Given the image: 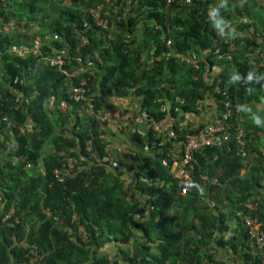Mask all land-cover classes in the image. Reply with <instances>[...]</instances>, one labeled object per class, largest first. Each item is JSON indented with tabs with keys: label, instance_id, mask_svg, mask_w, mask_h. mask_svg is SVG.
<instances>
[{
	"label": "trees",
	"instance_id": "obj_1",
	"mask_svg": "<svg viewBox=\"0 0 264 264\" xmlns=\"http://www.w3.org/2000/svg\"><path fill=\"white\" fill-rule=\"evenodd\" d=\"M65 1L8 0L0 9L4 22L18 28L0 35V264H222L216 260L220 248L251 252L242 214L257 217L264 231L258 200L264 152L248 134V157L240 156L236 116L223 147L195 156L190 193L181 196L173 164L182 161L181 142L203 127L175 126L178 139L161 148L152 146L162 139L154 130L137 131L134 139L150 147V156L128 153L115 161L105 139L110 123L97 119L110 108L96 93L140 97L143 112L159 124L167 115L163 103L197 115L210 95L220 111L226 103L236 111L262 100L264 60L261 54L251 60L259 45L247 35L253 28L257 35L264 32V0H243L242 7L234 6L236 0H116L124 17V33L113 32L116 39L91 21L90 11L103 0H69L71 6ZM37 34L45 42L43 55L10 52L32 47ZM81 36L90 45L78 51ZM218 48L232 60L215 55ZM54 50L64 52L70 72L85 69L73 82L88 79L95 116L81 113L61 70L41 61ZM146 53L153 54L147 67L140 63ZM195 54L204 55L203 66H224L223 73L212 78L193 70L185 59L200 61ZM233 75L237 79L230 83ZM226 88L229 99L221 94ZM13 138L17 150L6 153ZM56 170L65 174L63 182ZM253 247L255 255L244 257L261 264V252Z\"/></svg>",
	"mask_w": 264,
	"mask_h": 264
},
{
	"label": "built area",
	"instance_id": "obj_2",
	"mask_svg": "<svg viewBox=\"0 0 264 264\" xmlns=\"http://www.w3.org/2000/svg\"><path fill=\"white\" fill-rule=\"evenodd\" d=\"M5 1V0H4ZM167 4H176V0H165ZM202 2H206L207 0H200ZM2 0H0V9L2 5ZM116 0H103L102 4L98 5L96 8L92 9L90 11L91 13V21L95 28L100 29L102 31H109L113 25V15L118 11ZM4 4V2H3ZM6 5V4H4ZM124 17L119 16L120 23L122 22ZM14 29L18 30L17 27H15L14 22H4V18L0 16V35H10L13 33ZM23 28H21V31ZM25 30V29H24ZM23 30V31H24ZM155 30H161V26L157 25L155 23ZM164 41L167 42V46L171 47L173 45V42L168 37H163ZM45 42L42 39L41 36H38L35 41L33 42L32 47H13L10 52L13 54H17L20 56H26L28 54L38 55L41 56L42 49ZM78 51L80 49L85 48L86 46L90 45V41L87 37H80V42L78 44ZM53 53L55 55L51 57H42L41 61L43 63H50L53 66L58 67L61 72L65 76L66 83L70 84V93L76 98L78 101V104L81 106V113H87V115L95 116V94L90 93L89 91V81L87 78L83 77L81 80H79L78 83H74V79L79 77L80 75L84 74L86 71L84 68L78 67L74 72H70L64 66L66 65V62L62 60L61 54L64 52L61 50H54ZM59 54V55H57ZM215 55L219 56V58H222V51L218 48L216 49ZM227 60H232L231 55H223ZM186 62L189 64V66L193 70L202 71L204 70L207 75L212 77L211 75V67L206 64V61L204 62V66L201 64V61L194 60L192 58L186 57ZM264 60V58H263ZM203 68V69H202ZM93 75V74H92ZM221 94L225 96L227 99L230 98L229 96V89L226 88L224 91H221ZM161 101V100H160ZM54 98L51 100L50 104H54ZM163 103V100L161 101ZM162 112L166 113L167 115L174 113H180L181 108L180 107H173L172 105L168 103L162 104ZM233 110L230 107L229 103H226V107L219 112V116L210 124L206 125L201 129L199 132L194 134H189L186 136L185 140L182 141V147H183V158L182 161H174L173 164V170L178 172L180 170L181 172V178L185 181L192 182V172H193V161L195 160V156L208 148H221L224 146V144L231 139V129L232 127H235L231 123V119L233 118ZM85 113V114H86ZM145 113V112H144ZM140 114V117L137 116L135 113L131 111L122 112L117 109H112L109 111H105L97 116V119L104 123H109L111 121H118L123 126L122 128H127L129 126H132L133 124H139L141 123L144 118L146 121H148V127L149 130H154L162 139L160 141H154L153 147L155 148H161L165 141H171V140H177L178 136L177 133L174 130H168V131H162L160 128V124L157 123L154 120H149L146 114ZM166 115V116H167ZM10 129H13V124L9 125ZM22 132L25 131V128H20ZM11 133V131H10ZM248 132L243 129H239L237 132V140L241 147V150L239 151L240 156L243 158L248 157L247 153V144L246 140L248 137ZM4 141V138L0 135V141ZM181 145V144H179ZM6 153L13 154L17 150V143L16 141H13L11 143H7L5 145ZM120 154H128L129 152L125 150L119 151ZM68 172L73 171L74 164L72 162L68 163ZM55 178L63 182L65 180V174L61 170L55 171ZM190 192V187L186 185L182 191V195H187ZM1 200V198H0ZM14 214V209L10 211L8 215L4 218V222L8 221ZM243 222L245 227L248 229V233L250 236L251 241L253 242V245L256 246L258 250L261 252V264H264V231L262 230V224L260 220L257 217H253L250 214H242ZM37 260L36 257H33L31 259V262L34 263Z\"/></svg>",
	"mask_w": 264,
	"mask_h": 264
},
{
	"label": "crops",
	"instance_id": "obj_3",
	"mask_svg": "<svg viewBox=\"0 0 264 264\" xmlns=\"http://www.w3.org/2000/svg\"><path fill=\"white\" fill-rule=\"evenodd\" d=\"M64 6H71L70 1L66 0ZM234 6L242 7L243 6V0H236L234 2ZM255 9V6L252 5L251 8ZM118 11L113 15V25L111 29L109 30L110 33L108 35L111 39H116V35L120 34L122 35L124 33V27L122 24H120V21L118 20ZM247 19V18H246ZM250 24H252V20H249ZM35 30H41V28H37L38 26H35ZM250 34L247 36L251 38L252 40L256 39V42L258 43V48L255 50V53L252 55L251 60L256 59L258 54H261L264 58V32L259 33L258 35L255 33L254 28L250 29ZM113 32H116V35H113ZM128 36L127 34H125ZM263 35V37H262ZM135 35L128 37H134ZM47 39H50V37ZM50 39L49 41H51ZM262 51V53H260ZM152 53H146L144 55V58L140 60V63H143L144 66L147 67V65L151 64L152 60ZM196 55V54H195ZM196 56L200 57V61H203L204 55L197 54ZM223 59V58H222ZM221 60V59H220ZM208 66H210L209 62H206ZM225 67L224 66H215L211 70L212 78L218 77L221 73H223ZM144 74V73H143ZM142 76H140V79ZM99 94L102 98L105 100V108L109 107L110 110L117 109L122 112L131 111L135 113L137 116L140 117V114L144 113L143 109L140 105V101L142 98L137 96H131L126 98H119L115 96H110L106 93L100 92L98 90ZM262 100H258L257 102H253L251 104H245L243 107L238 108L236 111L233 112V116H236V126L239 128L246 130L249 135L252 137L251 141L253 142V146L255 148H258L260 151L264 152V119L260 117V114H264V94L260 95ZM65 105L63 104L61 108L63 109ZM199 114H180L176 117L172 115H167L160 123V128L162 131H168L173 130L175 126H178L180 130H187L190 129H198L201 127H205L206 125L212 123L219 115V108L218 103L215 100L214 97L211 95L206 99L205 102L200 107ZM145 114V113H144ZM263 116V115H262ZM254 118H259L260 123H254ZM108 124L107 134H105V139L109 143V152L110 155L117 160L122 159V155L119 151L125 150L129 153H133L134 155L140 154V155H149L152 153L150 147L147 144H141L138 141L134 139L136 132H146L148 127V121L144 118V120L139 124H133L132 126H129L127 128H122L123 126L118 121H111ZM14 139V138H13ZM12 142V141H11ZM155 148V147H154ZM193 164V163H192ZM126 169H130L128 165H124ZM135 167V165L132 163V169ZM264 168V167H263ZM194 170V166H193ZM177 178L181 181L182 188H180V195L181 196H187L182 195L181 191L182 189L188 185L191 190V184L188 181H185L181 178V172L178 170L176 172ZM193 178V174H192ZM262 178V188L260 190V196H258V200L261 203V213L264 216V171L263 175H261ZM1 216V215H0ZM232 226L235 227L234 221L231 223ZM251 252L247 249H243V252L240 253V255L233 254L232 251H228L227 249L220 248L218 252L216 253V260L222 264H253L252 260H247L244 255L247 253L252 254L253 256L256 253V249L253 247L252 243H250ZM107 249V248H106ZM113 249V248H112ZM110 251V249H107V253Z\"/></svg>",
	"mask_w": 264,
	"mask_h": 264
},
{
	"label": "clouds",
	"instance_id": "obj_4",
	"mask_svg": "<svg viewBox=\"0 0 264 264\" xmlns=\"http://www.w3.org/2000/svg\"><path fill=\"white\" fill-rule=\"evenodd\" d=\"M217 15H218V10H217ZM214 23H215V26L217 27V28H219L220 27V25H219V23H216L215 21H214ZM250 78V77H249ZM237 79V77L235 76V75H233V76H231L230 78H229V82L231 83V82H234L235 80ZM169 104V103H168ZM171 105V104H170ZM174 107V106H173ZM173 114V113H172ZM172 114H170V115H172ZM175 114H177V113H175ZM180 114H183V112H182V109H181V112L180 113H178L177 115H180ZM173 116V115H172ZM254 123H257V124H259L260 123V120H259V118H254V121H253Z\"/></svg>",
	"mask_w": 264,
	"mask_h": 264
},
{
	"label": "rangeland",
	"instance_id": "obj_5",
	"mask_svg": "<svg viewBox=\"0 0 264 264\" xmlns=\"http://www.w3.org/2000/svg\"><path fill=\"white\" fill-rule=\"evenodd\" d=\"M7 2H8V0H5V1H4V4H7ZM38 31H39V30H37V32H38ZM22 32H23V31H22ZM35 32H36V31H35ZM37 32H36V33H37ZM37 36H40V35L37 34ZM61 109H62V108H61ZM63 109H65V107H64ZM262 115H263V116H262ZM260 117L264 119V114H260Z\"/></svg>",
	"mask_w": 264,
	"mask_h": 264
}]
</instances>
